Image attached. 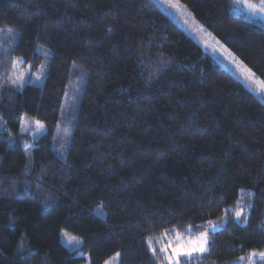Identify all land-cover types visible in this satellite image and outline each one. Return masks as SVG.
Returning a JSON list of instances; mask_svg holds the SVG:
<instances>
[{
  "label": "trees",
  "instance_id": "1",
  "mask_svg": "<svg viewBox=\"0 0 264 264\" xmlns=\"http://www.w3.org/2000/svg\"><path fill=\"white\" fill-rule=\"evenodd\" d=\"M176 1L264 84L263 23L235 0ZM0 28L22 66L48 60L41 86L0 89V264H166L149 243L221 224L180 264L264 252V104L151 1L0 0ZM22 116L45 127L28 151Z\"/></svg>",
  "mask_w": 264,
  "mask_h": 264
},
{
  "label": "rangeland",
  "instance_id": "2",
  "mask_svg": "<svg viewBox=\"0 0 264 264\" xmlns=\"http://www.w3.org/2000/svg\"><path fill=\"white\" fill-rule=\"evenodd\" d=\"M151 1L161 12H163L173 23H175L186 35H188L199 47L206 52L220 67L230 73L241 85L253 94L260 102L264 104V84L258 79L247 67H245L237 58H235L218 40H216L203 26L197 22L189 12L176 0H149ZM234 11L236 13L244 14L246 17L259 20L264 24V11L260 9L264 8V3L254 4L249 0H235ZM264 2V0H261ZM15 30H8L0 28V85L15 87L13 82L20 84L21 81L41 86L44 81L45 71L48 65V60H44L36 70L30 71L28 66H22L16 57L10 54V48L16 37ZM13 56V57H12ZM79 81V80H78ZM73 82V86L78 83ZM25 84V83H24ZM23 84V85H24ZM3 87H0L3 88ZM66 120H70L68 117V111H65ZM45 132L44 125L32 119L29 116H22L19 128V138L25 151H28L33 142H35ZM69 133L68 125L60 123L54 141V147L59 156H64V151L68 146ZM240 212L241 215L237 218L236 213ZM233 217V220L238 224H244L246 220V212L238 209ZM216 229L213 230V226H210L207 231L213 232L219 229L221 225H216ZM204 231L203 233H207ZM200 236V234L198 235ZM184 237L176 238L173 242L169 243L172 247H176L177 244H184L189 240L197 238ZM60 243L70 252H76L79 254L81 243L76 244V241H81L79 238L71 235L66 231H61L59 234ZM208 241V239H207ZM168 244V245H169ZM167 245V246H168ZM75 246V250L73 249ZM166 246V247H167ZM208 247V245H207ZM264 253V252H263ZM169 255L171 250L169 249ZM202 253H196L193 255H200ZM166 261V260H165ZM264 264V259H261L258 255L252 254L246 258V264ZM87 264V263H83ZM103 264H119V256H114L107 259ZM167 264V261H166Z\"/></svg>",
  "mask_w": 264,
  "mask_h": 264
},
{
  "label": "snow or ice",
  "instance_id": "3",
  "mask_svg": "<svg viewBox=\"0 0 264 264\" xmlns=\"http://www.w3.org/2000/svg\"><path fill=\"white\" fill-rule=\"evenodd\" d=\"M261 11H264V8L260 9ZM26 83V81H21L20 84H16L13 82V85L15 87H22L23 84ZM0 87H3V85H0ZM241 215L240 212L236 213L237 218H239ZM216 225H213V230L216 229ZM151 238H149V241ZM81 243V241H76V244ZM207 233H201L200 236L193 240H189L185 242L184 244H177L176 247H172L171 244H169L167 247H162L159 250L152 247L151 243H149V248L152 251L153 255L157 254V251L164 254V259L167 261V264H180L182 257H192L193 254L196 253H204L207 251ZM169 249L171 250V255H169ZM75 250V246H73V249ZM253 256H259L261 259H264V253H252ZM241 260L244 259V257L240 258ZM255 264V262H253Z\"/></svg>",
  "mask_w": 264,
  "mask_h": 264
}]
</instances>
